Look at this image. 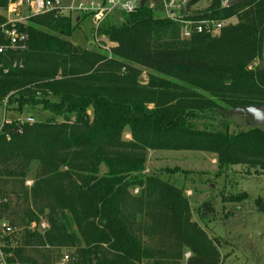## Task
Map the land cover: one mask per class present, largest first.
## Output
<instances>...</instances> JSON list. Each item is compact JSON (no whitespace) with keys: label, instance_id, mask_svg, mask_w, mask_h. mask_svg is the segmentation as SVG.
I'll return each mask as SVG.
<instances>
[{"label":"trees","instance_id":"obj_1","mask_svg":"<svg viewBox=\"0 0 264 264\" xmlns=\"http://www.w3.org/2000/svg\"><path fill=\"white\" fill-rule=\"evenodd\" d=\"M12 1L0 0V10ZM198 1L184 14L224 22L216 34L183 38L179 21L147 4L118 10L99 29L116 44L111 58L69 39L89 15L49 12L15 24L26 46L0 56V106L35 118L0 132V220L19 228L15 261L60 264L68 253L69 264H182L190 251L187 264H223L229 242L193 220L181 187L146 172L149 151H200L216 155L219 171L264 173V127L233 130L219 111L264 104V69L250 68L262 60L264 0H211L194 12ZM8 20L0 12V27ZM256 204L264 212L263 198ZM215 211L206 202L200 218Z\"/></svg>","mask_w":264,"mask_h":264},{"label":"rangeland","instance_id":"obj_2","mask_svg":"<svg viewBox=\"0 0 264 264\" xmlns=\"http://www.w3.org/2000/svg\"><path fill=\"white\" fill-rule=\"evenodd\" d=\"M152 1L156 2L150 0V2ZM167 1H175L178 5L184 0ZM210 1L199 0L191 9L194 12L204 11ZM224 4H226V0H224ZM170 11L171 15L179 13L177 8L170 9ZM0 12L6 14L8 19L13 20L25 15L27 10L22 9L14 12L1 9ZM154 13L157 17H167L164 8L155 9ZM75 15L73 16L75 17ZM120 18L114 16L112 20L114 23L117 22L115 24H119ZM229 22H237V19L233 18ZM93 27L94 20L88 16L69 39L75 44L87 47L93 40ZM262 61L263 59L255 57L250 68H257L262 65ZM141 79L147 80L145 70ZM3 116H7L8 119H23L28 116V113L5 112L0 106V118ZM43 116L50 115L45 113ZM238 127L246 129L247 125L232 126V129L235 130ZM124 137L131 138L128 130L125 131ZM36 167L35 164L31 167L27 180L32 184ZM175 167H179L187 173L168 174L164 172L165 168ZM146 172L158 174L165 180L174 182L181 187L191 201L193 220L206 229L212 238L218 236L229 242L228 246L221 249V253L225 257L223 264H264V212L259 211L256 204L258 198L261 197L264 200V173L255 174L254 169L243 165H234L219 171L216 155L200 151H149ZM137 192L138 190H135V193ZM244 192H247L249 197L243 201L227 202L225 200L230 196H238ZM206 202H211L216 211L209 214L208 220H202L199 208ZM42 223H46L45 217L42 218ZM190 255L191 252L186 251L182 264H187Z\"/></svg>","mask_w":264,"mask_h":264},{"label":"built area","instance_id":"obj_3","mask_svg":"<svg viewBox=\"0 0 264 264\" xmlns=\"http://www.w3.org/2000/svg\"><path fill=\"white\" fill-rule=\"evenodd\" d=\"M156 2L146 0V4L151 9H163L166 11L167 17L177 20L182 25L181 35L183 38H190L194 33H209L216 34L223 27L224 22L213 19H193L188 15H185L183 8L187 5L186 0L182 1L178 5L175 1L168 2L167 0H155ZM141 0H16L10 2L8 6L9 11L17 12L22 9L28 11L27 16H20L17 19H9V23L12 24L9 27L4 24L0 27V56L6 54L10 50L23 49L26 46V34L21 33L16 28L15 24L23 22L33 15H39L49 12H56L57 15L63 16L67 14L89 15L94 20L93 27V46L101 49L110 54L112 57L111 49L116 44L109 41L106 36L99 34V29L102 23L108 16L112 15L115 11L123 10L126 12H133L140 7ZM145 4V5H146ZM177 8L179 13L177 15H171L170 9ZM7 72V70H5ZM6 103H4L3 109L5 110ZM6 112V110H5ZM13 120H19L21 123L29 122L34 123L35 118L33 116H26L23 119H8L7 116L0 118V132L5 123H10ZM28 186H31L30 181L26 182ZM47 222L42 223L41 227L45 229ZM36 224H32L35 227ZM19 234V228L13 226L8 220H0V264H22L19 261L14 260V249L18 245L16 236ZM72 260L70 254L65 253L61 259L60 264H69Z\"/></svg>","mask_w":264,"mask_h":264},{"label":"water","instance_id":"obj_4","mask_svg":"<svg viewBox=\"0 0 264 264\" xmlns=\"http://www.w3.org/2000/svg\"><path fill=\"white\" fill-rule=\"evenodd\" d=\"M247 0H226V6H236ZM146 0H141L140 7H144ZM262 69H264V40L262 47ZM224 117L232 119L234 124L242 126L243 124L253 127H264V104H252L238 106L229 110H219Z\"/></svg>","mask_w":264,"mask_h":264},{"label":"crops","instance_id":"obj_5","mask_svg":"<svg viewBox=\"0 0 264 264\" xmlns=\"http://www.w3.org/2000/svg\"><path fill=\"white\" fill-rule=\"evenodd\" d=\"M65 1V0H64ZM66 1H68V0H66ZM27 14H28V11H27V13L25 14V15H23L24 17L25 16H27ZM20 17V16H19ZM75 17H78V20H79V16H75ZM82 23V22H81ZM81 25V24H80Z\"/></svg>","mask_w":264,"mask_h":264}]
</instances>
